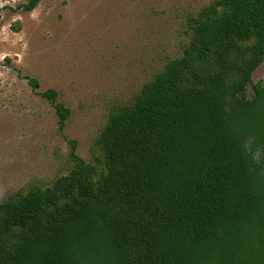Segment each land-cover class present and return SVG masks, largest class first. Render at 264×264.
<instances>
[{"label":"trees","instance_id":"obj_1","mask_svg":"<svg viewBox=\"0 0 264 264\" xmlns=\"http://www.w3.org/2000/svg\"><path fill=\"white\" fill-rule=\"evenodd\" d=\"M186 31L110 114L104 172L71 140L68 173L0 203V264H264V0H212Z\"/></svg>","mask_w":264,"mask_h":264},{"label":"rangeland","instance_id":"obj_2","mask_svg":"<svg viewBox=\"0 0 264 264\" xmlns=\"http://www.w3.org/2000/svg\"><path fill=\"white\" fill-rule=\"evenodd\" d=\"M211 1L39 0L26 10L30 0H0V203L68 173L71 140L104 172L98 138L110 114L182 54L188 18ZM50 88L70 109L63 128L42 96Z\"/></svg>","mask_w":264,"mask_h":264}]
</instances>
